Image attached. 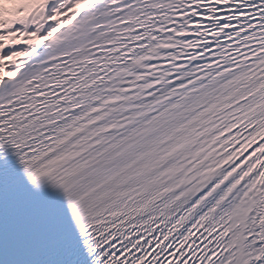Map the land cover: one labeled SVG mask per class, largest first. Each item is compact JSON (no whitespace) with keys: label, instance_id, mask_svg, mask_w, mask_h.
I'll return each instance as SVG.
<instances>
[{"label":"snow or ice","instance_id":"6c2138e0","mask_svg":"<svg viewBox=\"0 0 264 264\" xmlns=\"http://www.w3.org/2000/svg\"><path fill=\"white\" fill-rule=\"evenodd\" d=\"M0 264H264V0H0Z\"/></svg>","mask_w":264,"mask_h":264}]
</instances>
